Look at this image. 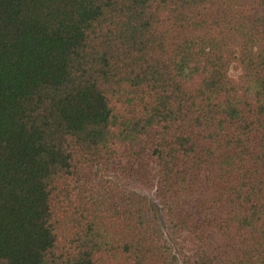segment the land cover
I'll use <instances>...</instances> for the list:
<instances>
[{
    "label": "trees",
    "instance_id": "16d2710c",
    "mask_svg": "<svg viewBox=\"0 0 264 264\" xmlns=\"http://www.w3.org/2000/svg\"><path fill=\"white\" fill-rule=\"evenodd\" d=\"M0 264H264V0H0Z\"/></svg>",
    "mask_w": 264,
    "mask_h": 264
},
{
    "label": "rangeland",
    "instance_id": "374dc122",
    "mask_svg": "<svg viewBox=\"0 0 264 264\" xmlns=\"http://www.w3.org/2000/svg\"><path fill=\"white\" fill-rule=\"evenodd\" d=\"M231 73L235 75V74H236V70L233 69V70L231 71Z\"/></svg>",
    "mask_w": 264,
    "mask_h": 264
}]
</instances>
